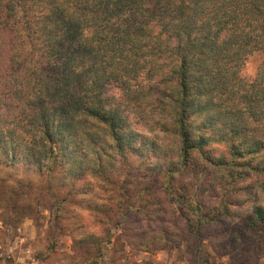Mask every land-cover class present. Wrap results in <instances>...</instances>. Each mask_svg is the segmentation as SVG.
I'll list each match as a JSON object with an SVG mask.
<instances>
[{
  "label": "trees",
  "instance_id": "1",
  "mask_svg": "<svg viewBox=\"0 0 264 264\" xmlns=\"http://www.w3.org/2000/svg\"><path fill=\"white\" fill-rule=\"evenodd\" d=\"M254 53L263 59L249 81L242 70ZM135 114L176 141L156 188L198 218L199 242L241 193L264 199V0H0V164L24 167L8 201L34 189L31 176L46 181L21 207L33 212L45 197L61 207L50 182L57 176L116 186L117 159L156 149L134 127ZM126 183L114 199L123 222L147 215L144 194L153 188L126 197ZM250 227L264 239L263 207ZM102 231L95 245L73 241L90 246L87 264L111 240Z\"/></svg>",
  "mask_w": 264,
  "mask_h": 264
},
{
  "label": "rangeland",
  "instance_id": "2",
  "mask_svg": "<svg viewBox=\"0 0 264 264\" xmlns=\"http://www.w3.org/2000/svg\"><path fill=\"white\" fill-rule=\"evenodd\" d=\"M262 59L259 53L250 55L242 76L252 80ZM132 119L138 123L134 127L154 141L156 149L152 150L149 145L135 151L124 164L117 159L110 172L114 173L116 186L99 180L72 182L69 177L59 176L50 179L53 193L62 200L61 207L45 197L44 206H38L37 212L21 208L46 185L38 176L30 177L34 187L31 192L23 190L24 196L8 201V191L15 188L13 180L21 175L24 167L15 170L0 164V190L5 192L0 194V264H87L92 257L88 251L90 246L79 249L73 241L85 239L95 245L104 235L102 230H109L110 235L105 239L111 237V240L103 244L97 264H264V239H255L250 227L254 208H264L262 195L255 190L241 193L236 205L230 206L229 216L213 221L202 231L204 240L199 242L193 234L199 230L195 221L198 218L176 202L174 195L156 188L163 181L158 177V168L176 158V141L170 135L161 134L160 129H149L147 124H154L156 120L149 121L138 114ZM214 151L218 155L221 149ZM124 182L128 189L126 197L146 183L151 182L153 186L144 194L147 215L142 209L143 212L132 214L126 223L118 219L114 208V199L123 195L118 188ZM89 184L92 190L87 192ZM70 186L72 190L66 195ZM216 200L207 197L209 206H216ZM6 201L16 206L6 207ZM141 203L139 198L135 209ZM99 208L114 212L97 214ZM217 212L214 211L215 217ZM74 249L78 250L77 254Z\"/></svg>",
  "mask_w": 264,
  "mask_h": 264
}]
</instances>
